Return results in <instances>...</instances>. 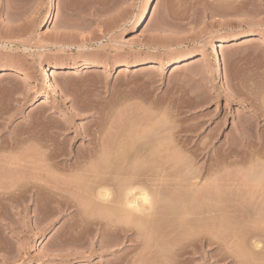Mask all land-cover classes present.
I'll list each match as a JSON object with an SVG mask.
<instances>
[{
  "label": "rangeland",
  "instance_id": "rangeland-1",
  "mask_svg": "<svg viewBox=\"0 0 264 264\" xmlns=\"http://www.w3.org/2000/svg\"><path fill=\"white\" fill-rule=\"evenodd\" d=\"M155 1L0 0V142L9 141L11 137L18 138L20 142L21 140L26 141L25 138L27 140L30 138L32 142L29 140L27 143L29 142L33 153L35 147L36 154L34 155L40 152L36 157L33 156L32 151L27 148V143H20L17 148L13 147L12 149L3 144L0 145L2 160L12 157L13 154L20 156L27 149L31 151L29 154L32 156V160L34 157L38 160L35 161L38 164H36L38 170L34 172L40 173L44 170L47 173L49 165L54 162L58 166L61 165L59 160L65 157L67 159L68 152H78L79 150L82 152L88 143L85 132L94 135L99 147L105 145L106 139L108 140L111 135L107 144L115 146V143L120 140L121 146L118 148L120 150L122 149L120 147L124 149L127 146L125 144L129 142L128 132L131 134V131L135 129L134 125L139 129L140 125H150L158 120L166 122V128L175 127L173 131L171 130L177 139L176 144L173 145L175 149L177 148L180 159L185 154L181 160L184 162L183 165L194 162L195 169L197 171L199 169L202 173L200 185L204 178L207 180L210 178L207 173L210 168V170L220 168L216 175L220 176V179L221 177L225 178L221 182L223 184L228 177L232 178L233 174L234 176L235 174L240 175V170L246 166L248 168L251 164L253 145L255 146L252 143H260L261 139L263 143H260L259 152L263 155L264 0H160L156 15L152 17L150 25L145 28L149 18L147 11ZM55 42L70 47L58 50L54 46ZM223 42H226L228 47L218 49L217 54H213V44L219 46ZM200 56L203 59L195 61L200 59ZM155 59L163 60L164 63L162 65L149 63H154ZM84 62L92 63L94 67L76 69L72 74L66 76L53 75L50 77L53 90L49 91L42 87L40 76L44 70L53 66L57 69L70 68L77 63ZM178 63L181 65L190 64L175 69ZM23 75L29 76L30 82L25 81ZM43 101L44 103H42ZM108 118H113L111 120L114 122ZM137 118L138 120H136ZM167 118L169 119L167 120ZM116 120L117 122L121 121L120 124ZM131 126L134 129L128 130L132 128ZM113 133H115V138L112 136ZM103 141L104 143H102ZM122 142L124 146H122ZM46 145L52 147V155H54L51 161L45 159L49 163L44 160L48 165L42 162V157H45L44 152H47L44 149ZM118 151H116L117 154L126 153L123 150L121 153ZM171 152L173 153V150ZM189 156L192 157L189 158ZM123 157L127 158V156ZM122 158L120 159L122 160ZM120 159L117 157L118 163L116 164L115 161L114 166L111 164L108 173H111L115 168L114 171L123 168L125 164L119 163L122 162ZM125 159L123 160L125 161ZM94 160L93 162L96 163ZM1 161L0 175L3 178L5 175L4 179L8 180L17 173L22 176L21 170L16 173ZM124 161L123 163H125ZM154 164L153 162L150 164L151 166L149 164L145 166L144 171L149 166L148 168H151V173H153V170L158 168L157 164ZM168 165L170 166V164ZM168 165L165 167V173L168 175V184H170L171 169ZM97 166H102V164ZM235 166L236 171L240 168L239 173L238 171L236 173ZM46 167L47 170H45ZM180 167L176 166L178 172ZM25 170L23 171L25 175H23L28 178L26 175L28 170H31ZM55 171L58 175L59 171L50 166L48 173H54L52 175L56 177L54 176ZM32 172L31 174H33ZM31 174L30 177L33 176ZM52 175L49 174L52 178L51 182L54 180ZM36 180L38 179H26V182L24 180L25 187L21 183L19 186L24 187L21 189L17 187L8 188L9 190L4 187L2 191L0 189V264H103L109 259H115L116 256H126V264L131 261L134 264L136 257L142 253L141 246L140 248L127 246L129 242H125L114 251L112 249L110 252H106L100 249V240L102 241L103 237L100 236L101 232L97 230L100 227H97L96 224L102 218L101 213L98 212V215L96 210L88 208L89 210L86 209L85 212L89 211L90 213L85 214L77 206L66 212H55L57 201L60 199L59 188L63 190L62 184H57L58 192L56 191L57 187L52 190L49 189V185H44L45 183L42 181L37 182ZM28 181L31 185L40 184L41 187L47 186L49 189L48 192H43L44 195L41 192L40 199H42H38V208L33 204L32 198L30 199L29 191H33L31 189L33 186H30ZM205 182L202 184L205 185ZM25 183L27 184L25 185ZM53 184L54 182L50 183V187H55L56 184ZM0 185L3 186V184ZM65 186L68 187V185ZM68 188H65L66 191ZM167 188H171L172 191H168ZM167 188L165 193L168 196L171 192V197L167 198L168 201L174 198L173 190L177 196L181 195L172 186L169 185ZM84 189L81 190L82 192L77 190L76 193L75 187L70 189L73 190V193L69 190V195L75 194V197L80 198L78 200L81 205L85 204V200L89 198L88 194H83ZM222 189L224 190L223 186L220 190ZM229 190L227 189V192H230ZM13 192L15 193L13 194ZM78 193H80L79 196ZM85 193H87V189ZM63 194L65 195L62 192ZM224 195L229 197L226 188ZM224 195L218 197L219 202L218 198L215 199L216 201H210L212 207L215 206L217 210L219 209V213L216 208L212 209L214 211L213 213L211 211V214H218V217L219 215L225 216V212L228 214L227 209L232 204L229 205L231 202L229 199H232L233 196L230 194L232 197L227 198ZM12 199L13 201H11ZM227 199L230 201H228L229 203H227ZM16 200L17 202L20 200V202L17 203ZM200 200L202 203L197 202L196 206L199 208L197 207L198 210L196 207L193 209L195 215L193 214L191 217L201 220L202 217L209 215L208 211L206 213V209L211 205L208 207L206 200ZM213 202L216 205H213ZM204 204L207 206L205 207ZM76 207L79 208L80 213ZM35 210L40 213L46 211L45 213L48 214L53 212L54 215L52 214V217L47 220L42 221L43 219H41L40 221L42 215L39 216ZM162 211L165 213L164 209ZM248 213L250 216V212ZM164 217L166 216L160 217L162 220H159L156 229L163 223L170 224L171 220ZM186 222L184 220L188 231L184 230L185 237L182 236L184 238L179 239H182L181 243H185V241L187 243L185 240L187 236H193L198 233V230L203 232L208 228L206 221L198 220L194 223L188 221L190 224ZM204 223L205 228L201 229V226L204 227ZM165 224L162 226L164 227ZM191 224L194 225L191 226ZM197 226L201 230L197 229ZM159 231L162 232V229ZM190 231L193 233L192 235L189 234ZM186 232H188L187 236ZM78 235H82L81 240L83 241L80 242L82 246L76 249L66 246L73 238L75 239L74 236ZM187 238L190 239V237ZM176 241L177 239L172 243ZM163 246L156 248L157 252L153 254L155 259L152 258V255L146 257L145 261L141 260V263H227L226 260L222 261L226 252L217 248L210 250L207 246H202L200 248L202 251L185 254L181 258L177 254L176 258L174 257L176 253L173 252L171 255ZM159 248L162 249L160 250L161 254ZM261 252H264V248ZM89 253H93L91 258H89ZM165 259L168 261L166 262ZM244 260L245 263H243ZM250 260L246 258L242 259L240 263L228 264H259Z\"/></svg>",
  "mask_w": 264,
  "mask_h": 264
},
{
  "label": "bare ground",
  "instance_id": "bare-ground-1",
  "mask_svg": "<svg viewBox=\"0 0 264 264\" xmlns=\"http://www.w3.org/2000/svg\"><path fill=\"white\" fill-rule=\"evenodd\" d=\"M159 2H160V0H156L155 2H153V4L148 9L147 17H149V18H148V21L145 25V28L150 25L152 17H154L156 15V13L158 11ZM231 41L232 40L230 39V42ZM248 41H253V40H248ZM54 46L57 47L58 50H62L65 47H70L67 45L64 46L63 44H61L59 42H57V43L55 42ZM226 47H228V44L226 42H223L219 46L216 44H213L212 53L217 54L218 49H225ZM78 49H79V47H78ZM200 57H201L200 59L195 60V61H199V60L203 59L202 56H200ZM149 63H152L154 65L155 64L162 65L164 63V61L159 60V59H155L154 63L153 62H149ZM190 63H192V62H190ZM190 63H188V64H190ZM188 64L181 65L180 63H178V64H176L177 66L175 69H180V68H182ZM93 65L94 64H92V63L84 62L82 64L77 63L70 68H63V69L58 68L57 69L54 66L51 68H48V69L44 70L42 72L43 74L40 76V79L42 80V87L49 90V91L53 90L52 82L50 80L51 76H53V75H55V76L56 75L57 76L70 75L76 69L77 70H80V68L81 69H91L94 67ZM126 65L128 66L129 64H126ZM0 69H1V67H0ZM23 79L25 81L30 82L31 78L29 76L23 75ZM42 103H44V101ZM130 118L133 119L132 117H130ZM108 119H110V121H113V120H111L113 118H108ZM134 119H135V117H134ZM153 119H156V117H153ZM153 119H151V120H153ZM168 119L169 118H167V120ZM171 119H173V118H171ZM136 120H138V118ZM149 120H147V122H149ZM96 121H98V118H96ZM99 121L102 122V120H100V119H99ZM127 121L130 122V120H127ZM172 121H174V120H172ZM116 122H117V120H116ZM120 122H119V124H120ZM150 123H148V124H150ZM165 123L163 120H158V121L151 123L150 125H145V126L142 125L144 127H142L140 125L142 128L139 126V129L135 125H134L135 129L133 128V126H131L132 128L128 127L129 128L128 130L134 129L131 131V134L133 132V135H131L130 132H128L129 142L127 139L128 143L125 144L127 146L124 149H123V147H120V148H122L120 150L118 149L119 146H121L120 140L117 143H115V141H114L115 146H110L111 144L109 145V143L107 144L108 140L111 138V135L109 136L108 140L106 139L107 142L105 141L106 144L109 146H107L106 144L101 145V143H100L101 146L99 147L98 143L95 140L94 135L92 133H86L85 132L86 141H88V143H87L86 147H84L82 152H79L80 150L78 152L77 151L76 152H73V151L68 152L66 154L68 158L66 159V157H65L64 159H60L59 161H60L61 165H59V166L55 162L52 164L50 163L51 165H49V167L51 166L52 168H55L57 171H59L58 175H56V171H55L54 176H56V177H53L52 174H54V173H52V174L48 173L49 167H48V170H47V167L45 169V170H47V173H45L44 170H43L44 174H43V171H41L42 174L40 171H39L40 173L36 172L37 174L34 172V171L38 170V169H36L37 168V166H36L37 162H35L38 160L35 157L40 152L37 155H34V154H36L35 153V151H36L35 147L33 146L34 147V153H33L31 148L29 147V144H28L29 142L27 143V141H29L30 138H28V140H27V138H25L26 141L21 140V142H20V140H18V138L15 139L14 137H11V140L5 141V142H0V145L6 144V146H8L10 149H12L13 147L17 148V146L20 145V143H22V144L27 143L28 150H31L32 152L28 151L26 149L24 151V154L22 152L23 155L20 154V156H14V154H13L12 157H9L6 159L3 158V160L0 157V161L2 160L1 162H3L4 165H7V167H9V169L10 168H11V170L13 169L16 173H17V171L21 170L20 173H23L25 175V173L23 171L25 169H30L31 171H33L32 172L33 174H31V171L28 170L29 175L28 174L26 175V176H28V178L27 177L25 178L23 174H22V176L20 174L17 175L18 174L17 173L15 176L12 175V177L9 178L8 180L4 179L5 175H4V178L0 175V184H3V186L0 185V189H1V191L4 187L7 188V190H9L8 188L11 189L13 187H17L18 189L19 188L21 189V188L25 187L24 186V180L26 182V179L35 180L36 178L38 179V180H36L37 182L42 181V183H45L44 185H49L48 186L49 189L55 190V188L57 187L56 191H58L57 190L58 189L57 184H59V185L62 184L61 186H62L63 190H61V188H59L60 194H58L60 199L58 200L57 198H55L58 201H57V208H55L54 211L57 213H62V212H66L68 209H73L75 206H77V207H80L81 208L80 210H82V212H84L85 214H87L89 212V211L87 213L85 212V211H87L86 209H88V208H90V210L91 209L96 210L97 213L98 212L101 213L100 215L102 216V218L96 224L97 227H100L99 229H97L101 232L100 236L103 237L102 241L100 240L101 244H100L99 248L103 249L106 252H110V250H112V249H113V251H114V249H119V246H121L125 242H129V244L127 246H132V247H137V248L138 247L140 248V246H141L142 247V253H141V255L139 254V257H136L134 264H138V263L140 264L141 260L145 261L146 257L152 256L153 254H155L157 252L156 248H158V247L161 248L162 245H164L163 246L164 248L166 247V251H168V253L170 252L171 255L173 252H174V254L176 253L174 255V257H176V258L178 257V256H176L177 254H179L180 258H181V256H183L185 254H193L196 251H198V252L202 251V249L200 250V248L202 246H207L208 248H210V250H214L215 248H217L220 251H222V250H223V252L225 251L226 253L224 252L225 254L222 258V261L225 262L224 260H226L227 261L226 264L236 263V262L240 263V261L242 259H246V258H247V260L251 259L250 261H253V262H256L259 264H262V263L264 264V252H261L262 249L264 248V152H262L263 155H261V152H259L260 143H263V142H261L262 139L260 140V143H252V144H255V146L253 145L254 151H253V156L251 155V161H250L251 164H249L250 166L248 165L249 166L248 168L246 166V168H243V170H240V168H238L241 171L240 172L241 174L240 175L235 174V176L233 174L232 178L228 177L224 182L226 187L223 183H221L224 181L225 178L222 179V177H221V179H222L221 180L219 178L220 176L218 177V175H216V174H218L217 172L220 171L219 170L220 168L217 170H213V169L210 170L211 169L210 168L208 170V172L206 170V172L209 173L210 178L208 180L206 178H204V181L202 183H204L205 181H207V182H205V185H203L202 183L200 185V181L202 180V177H201L202 173L199 171V169H198V171L195 169V166L193 165L194 162L193 163L190 162V163L183 165L184 162H182L181 160H183L185 154L183 155V158L181 156V159H180V157H179L180 154L178 153V150H176L177 148L175 149V147L173 145L175 143V141L177 142L176 136L172 132L175 127L170 126L171 128L170 127L166 128L167 123L166 124ZM126 124L128 125L127 122H126ZM170 124L172 125V122ZM115 125H116V123H115ZM178 126H179V124H178ZM103 127H105V126L103 125ZM116 127L117 126H115V128ZM26 130H27V128H26ZM118 130H120V129H118ZM123 130H125V129H123ZM23 132H24V130H23ZM88 132H91V131H88ZM111 133H109V134H111ZM114 134L115 133H113L112 136H114ZM119 134L121 135V132H119ZM104 138H106V137H104ZM114 138H115V136H114ZM125 139H126V137L124 138V141H125ZM257 139H255V141ZM116 140H117V138H116ZM252 142H254V141H252ZM256 142H258V141H256ZM102 143H104V141ZM114 143L112 145H114ZM25 144H24V146H25ZM261 145H263V144H261ZM30 146H31V144H30ZM122 146H124L123 142H122ZM250 146H252V145H250ZM44 147H45L44 149H46L48 153L47 152L45 153L44 152L45 150L43 151L45 157H42L43 158L42 162L46 164V162H44V160L47 159V160L51 161L52 156H54V155H52L53 154L52 147L50 148L49 145H46ZM178 147H181V146L178 145ZM21 148H23V147H21ZM239 149H241V148L239 147ZM118 150L120 151V153L122 152V150L125 151L126 153L117 154L116 151H118ZM171 150H173V153L171 152ZM174 151H177V152H174ZM251 151H252V149H251ZM30 152L33 153V156H35L34 157L35 160L34 159L32 160V156L29 154ZM43 152H41V153L43 154ZM243 152H244V150H243ZM118 155H120V156H118ZM234 155H233V157H234ZM41 156H43V155H41ZM123 156H127V158H126L127 160ZM38 157H40V156H38ZM117 157L119 159L123 157L122 160L120 159V161H122V162H119V163H122V165L123 164H125V165H123L122 169L120 168L121 170L117 169V171H114L116 169L114 167L115 169L111 173L109 172L110 173L109 174L108 170L110 169L111 164L113 165L115 163L116 164L118 163L116 161ZM187 157H188V154H187ZM190 157H192V156H189V158ZM54 159H56V158H54ZM123 159H125V161ZM47 160H45V161H47ZM93 160L96 163L98 161L97 165L102 164V166H97L96 163L93 162ZM244 160H245V158H244ZM91 161H92V163H91ZM123 161L125 163H123ZM153 162L155 164H157V166H156V167H158L157 170L154 169L153 173H151L152 169L148 168L149 167L148 166L146 168V170L144 171V167L147 166L148 164L149 165L152 164ZM168 162H170V163H168ZM48 163L46 165H48ZM167 163L170 164V166ZM171 163H173V164H171ZM39 165H41V163H39ZM167 165L171 169L170 170L171 176H169L171 178L170 184H168V181H169L168 175H166V173H165L166 172L165 167ZM216 165L218 166L217 163H216ZM245 165H247V164H245ZM176 166L177 167L181 166L179 169V172H178ZM225 166H226V164H225ZM142 167H143V169H141ZM226 167L228 168V166H226ZM23 168H25V169H23ZM208 168H209V166H208ZM208 168H206V169H208ZM232 168H234V167H232ZM11 170H9V172H11ZM155 170H156V172H155ZM222 170H224V168H222ZM239 170H237L238 173H239ZM14 171H12V172L14 173ZM25 171L27 173V170H25ZM167 171L169 172V170H167ZM232 171H231V173H232ZM235 171H236V166H235ZM237 171H236V173H237ZM49 172H51V171H49ZM53 172H54V170H53ZM142 172H144V173H142ZM30 174L33 176L30 177ZM49 174L52 175V177L54 179L52 182H51L52 178H51V176H49ZM113 174H114V176H113ZM221 175H223V174H221ZM227 175H228V172H227ZM55 178H57V179L55 180ZM49 180H50V182H49ZM29 181H28V184H30ZM53 182H54L53 185L56 184L55 187L54 186L50 187V183H53ZM21 183H23V184H21ZM20 184L23 185L24 187L19 186ZM26 184L27 183H25V185ZM219 184L224 187V190L223 189L220 190V188H222V186H220ZM63 185H64V187H63ZM65 185H68L69 188ZM169 185L172 186L175 190H178L177 192L181 193L180 196H177L176 195L177 193H175L173 190L172 195L174 198H171V201L167 200V198L171 197V195H170L171 192L169 194L170 197L165 193V190L167 187H169ZM30 186H33V187L31 188ZM30 186L29 187L31 189H33V191H29L31 194L30 199L32 198L33 204L37 205V208H38V203H39L38 201L42 199V198L40 199V195L42 196V193L44 191L48 192L47 190H49V189L47 186H46L47 188L43 185H42L43 187H41L40 184H35V185L30 184ZM70 186H72L73 189H74V187L76 188L75 193L77 190L81 191L84 188H85L84 191L86 192V189H87V193L84 192L83 194H86V195L88 194L89 198H88V200L86 199L88 202L85 200L86 203L81 205V202H79V200H78V199H80L79 197L78 198L75 197V194L74 195L70 194L71 195L70 196L69 190L72 189V187L70 188ZM228 187L230 188V190ZM65 188H68L67 191ZM77 188H79V189H77ZM225 188H226L227 195L229 194V197L224 195ZM167 189H169V188H167ZM227 189L230 192H227ZM170 190H171V188L168 191H170ZM70 191H72V193H73V190H70ZM145 191H147L151 197L150 203L148 205H145L141 199V197ZM49 192H52V191H49ZM53 192L55 193V191H53ZM62 192L65 193V195L64 194L62 195ZM221 192H223V194H220ZM14 193L15 192H13V194ZM49 194H51V193H49ZM230 194L233 196V198L229 199V200H231V202L227 199V203L230 202L229 205L231 203L232 204L229 206V209H227L225 207L228 211V214H226V212H225V214H224V212H222L225 216L222 215V217H221L219 215L220 218L218 217V214L217 215L211 214L212 209L216 208V210H217V207L213 206L214 207L213 208L211 205L212 202H210V201H213L215 199L217 200V198L220 195H221V197H223V195H224L227 198H231L232 196ZM43 195H44V193H43ZM79 195H80V193H78V196ZM51 196H53V195H51ZM7 197H8V195H7ZM11 197H12V195H11ZM21 198H22V196H21ZM200 199L206 200L208 207H210V205H211L210 208L206 209V213L209 212V215L202 217L201 220L198 218H195L194 216H193L194 218L191 217L194 214L193 209H195V207H196V209H197V207L199 208V206H196L197 202L199 204L202 203V201ZM5 201H6V199H5ZM11 201H13V199ZM208 201H209V203H208ZM217 201L219 202V198ZM16 202H17V200H16ZM18 202H20V200ZM50 202H52V201H50ZM11 203H9V204H11ZM214 204H215V202H213V205ZM11 205H14V204H11ZM41 206H42V204H41ZM41 206H40V208H41ZM204 206H205V204H204ZM77 207H76V209H77ZM222 207H223V205H222ZM225 208H224V211H226ZM162 209L165 210V213H164V211H162ZM213 211H212V213H213ZM217 211L219 213V209ZM247 211L250 212V214H251L250 216H249V213ZM244 212L247 216L244 214ZM35 213H39L38 214L39 216L42 215L41 218L39 217L40 221H41V219H43L42 221L49 219L50 217H52L51 215L53 214V212L52 213L50 212L49 214L48 213L44 214L42 212L40 213L39 211L38 212L36 211ZM78 213H80V211ZM93 213H94V211H93ZM99 213H98V215H99ZM38 215H37V217H38ZM91 215H92V213H91ZM162 215L166 216L164 218L169 219V221L171 220L170 222L168 221L170 224H168V223L165 224L162 222L166 226L164 225V227H163L162 226L163 224L161 223L162 224L161 226L163 228L161 226H159L161 228L158 229L159 227H157V229H156V226L159 225L158 224L159 220L160 219L162 220V218H160V217H162ZM95 216H96V214H95ZM188 217H191V219H188ZM96 219L98 220L99 218L97 217ZM186 219H188V220H186ZM86 220H87V218H86ZM91 220H93V218H91ZM184 220L187 221L186 223H188V221L191 223L197 222L198 220L203 221V222L206 221V223L208 224V228L204 229V231L202 230L203 232H200L198 230V233H196L197 235L191 233V231H190L189 234L190 235L193 234V236H187L188 232H186L185 233L186 236L190 237L191 240L186 237L187 239L185 238V240H187V243H186V241H185V243H181L182 239L181 240H179V239L184 238L185 235L183 233L185 231H188V230H186ZM74 222H75V220H74ZM188 224H190V223H188ZM193 225L191 224V226H193ZM188 228H189V226H188ZM198 228L200 229L199 226H197V229ZM202 228H205V223H204V227L201 226V229ZM95 229H96V227H95ZM161 229H162L163 233L161 231H159ZM194 230L195 229H193V231ZM155 231H156L157 236L155 235ZM158 232H160V233H158ZM84 233H85V231H84ZM91 233H93V232H91ZM162 235H164V236H162ZM81 236L80 235L74 236L75 239L73 238L72 241L70 240L71 242L68 243L66 246H68L69 248H73V249H76L77 247L82 246V244L80 243L81 241H83V240H81L82 239ZM182 236H184V237H182ZM176 239H177V241L172 243V241L176 240ZM62 241L64 242V240H62ZM183 241H184V239H183ZM161 242H162V244H161ZM160 248L158 249L159 251L162 250ZM159 251H158V255H159ZM126 254H127V252H126ZM160 254H161V251H160ZM92 255H93V253H89V258H91ZM125 257L124 256H121V257L116 256L115 259H113V258H112V260L109 259V261L107 260L103 264H126L127 260ZM137 258H138V260H137ZM143 258H144V260H143ZM152 258H154V255ZM151 261H153V260L151 259ZM167 261L168 260H166V262ZM147 262H148V260H147ZM159 262H161V261H159ZM129 263L133 264V261L128 262V264ZM243 263H245V260L243 261ZM141 264H143V263H141ZM146 264H148V263H146ZM151 264H152V262H151ZM163 264H165V262Z\"/></svg>",
  "mask_w": 264,
  "mask_h": 264
},
{
  "label": "clouds",
  "instance_id": "clouds-1",
  "mask_svg": "<svg viewBox=\"0 0 264 264\" xmlns=\"http://www.w3.org/2000/svg\"><path fill=\"white\" fill-rule=\"evenodd\" d=\"M141 199H142V201H143V203H144L145 205H148V204L150 203V199H151L150 194H149L147 191H145V192L143 193Z\"/></svg>",
  "mask_w": 264,
  "mask_h": 264
}]
</instances>
